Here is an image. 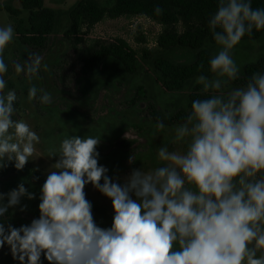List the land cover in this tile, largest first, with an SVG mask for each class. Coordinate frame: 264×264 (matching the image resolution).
Returning a JSON list of instances; mask_svg holds the SVG:
<instances>
[{
    "label": "clouds",
    "instance_id": "clouds-1",
    "mask_svg": "<svg viewBox=\"0 0 264 264\" xmlns=\"http://www.w3.org/2000/svg\"><path fill=\"white\" fill-rule=\"evenodd\" d=\"M154 11L163 12L159 6ZM209 28L221 50L210 58L211 78H196L204 93L238 79L231 52L246 33L264 29V8H253L251 0H219ZM13 38L11 23L0 27V168L14 161L22 170L40 137L12 118L15 90L4 94L3 53ZM41 64L42 57L31 53L13 67L31 82ZM34 99L51 103L50 93L33 85L28 100ZM156 127L165 125L157 121ZM100 142L74 135L58 152L49 150V157L59 158L41 187L39 217L20 227L0 222V248L7 244L13 259L41 264L43 254L49 264H264V73L226 94L194 100L175 127L173 142L185 143L186 150L160 146L162 166L133 169L123 184L98 163ZM89 183L112 201L109 228L94 220L84 191ZM23 197L35 198L24 183L0 193V218Z\"/></svg>",
    "mask_w": 264,
    "mask_h": 264
},
{
    "label": "rangeland",
    "instance_id": "rangeland-1",
    "mask_svg": "<svg viewBox=\"0 0 264 264\" xmlns=\"http://www.w3.org/2000/svg\"><path fill=\"white\" fill-rule=\"evenodd\" d=\"M46 8L56 12L69 11L77 0H43ZM102 6H108L109 0H97ZM0 6H13L21 9L18 18L11 16L5 10L0 11V27L11 23L14 27V38L3 53L8 71L4 76L6 88L4 94L15 90L18 100L14 107L16 112L14 120H24L31 129L40 137V142L35 144V152L22 170L14 167V161L8 162L7 167L0 168V193H7L15 189L18 184L24 183L27 190L35 194V198L28 200L21 198V204L9 208L0 222L11 224L14 227L30 224L32 219L39 217L40 190L45 182L51 166L57 161L58 156L49 157V150H59L63 139L71 136L101 138L97 146L99 152L98 163L108 168V175L113 182L123 184L133 169L150 171L162 166L158 160L157 149L166 145L170 151H185L186 144L174 143L175 127L179 124L165 126L163 130L156 127L150 120L146 102L137 105L130 104V97L134 91L121 90L100 95L99 101L93 102L91 97H86L77 89L75 82V68L70 65L71 47L62 39L68 27L64 20L59 28V39L54 45H49L43 51L30 50L24 46L16 32L17 21L22 19L27 24L28 12L23 10L20 0H0ZM183 32V24L176 26ZM163 27L152 19L142 16H121L118 18H104L93 26L83 25L79 37L83 39L77 44L82 51L94 41L110 42L116 39L126 41L130 47L140 55L144 48L155 49ZM259 49V46L254 47ZM31 53L42 57L39 72L31 82L21 73L14 71V62L23 63ZM251 55V54H250ZM241 56L242 63L249 59L255 61L258 54ZM47 65L45 71L43 65ZM77 68V67H76ZM51 92V103L43 104L39 99L31 102L28 100V90L32 86ZM42 92H38V96ZM68 95L66 100L54 104L55 96ZM68 100V101H67ZM132 158V159H130ZM118 178V179H117ZM103 183V181H101ZM191 187L190 185H186ZM86 199L92 203V212L95 222L102 228L112 225L114 210L112 201L95 189L90 183L85 186ZM7 203V200L4 201ZM27 205L25 211L20 208ZM0 264H20L13 259L10 247L5 244L0 248ZM41 264H49L44 255H41Z\"/></svg>",
    "mask_w": 264,
    "mask_h": 264
},
{
    "label": "trees",
    "instance_id": "trees-1",
    "mask_svg": "<svg viewBox=\"0 0 264 264\" xmlns=\"http://www.w3.org/2000/svg\"><path fill=\"white\" fill-rule=\"evenodd\" d=\"M219 0H109L102 6L97 0H77L66 12H56L44 6L43 0H20L21 8L28 12L27 24L17 21L16 32L21 43L30 50H49L59 39V28L64 20L68 27L62 39L71 47L70 65L75 68V82L82 95L99 101L100 95L121 90L134 91L130 104L146 102L150 120L165 126L180 124L197 99L227 93L232 88L243 87L256 72L264 73V29H253L234 46L231 55L240 72L238 79L218 92L204 93L196 83L199 75L211 78L209 61L218 54L221 46L215 42L209 28V18L217 11ZM253 8H264V0H251ZM159 6L163 12L156 15ZM18 18L21 9L0 6ZM146 16L163 29L155 49L144 48L140 55L130 45L116 39L110 42L94 41L82 51L77 44L83 25L93 26L104 18L121 16ZM182 23L183 32L176 26ZM219 30V29H218ZM259 46V49L254 47ZM258 54L255 61L242 63L241 56ZM203 65V68L200 66ZM44 90V88H42ZM50 95L52 94L51 92ZM43 94V93H42ZM68 95H58L54 104L65 101ZM68 101V100H67Z\"/></svg>",
    "mask_w": 264,
    "mask_h": 264
},
{
    "label": "built area",
    "instance_id": "built-area-1",
    "mask_svg": "<svg viewBox=\"0 0 264 264\" xmlns=\"http://www.w3.org/2000/svg\"><path fill=\"white\" fill-rule=\"evenodd\" d=\"M154 46L157 47V41H156V43L154 44Z\"/></svg>",
    "mask_w": 264,
    "mask_h": 264
}]
</instances>
